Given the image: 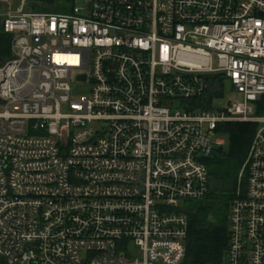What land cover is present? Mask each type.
<instances>
[{"label": "built area", "instance_id": "2783aa9c", "mask_svg": "<svg viewBox=\"0 0 264 264\" xmlns=\"http://www.w3.org/2000/svg\"><path fill=\"white\" fill-rule=\"evenodd\" d=\"M0 4V264H184L234 123L257 128L225 264H264V0ZM223 79L243 101L216 110Z\"/></svg>", "mask_w": 264, "mask_h": 264}, {"label": "trees", "instance_id": "16d2710c", "mask_svg": "<svg viewBox=\"0 0 264 264\" xmlns=\"http://www.w3.org/2000/svg\"><path fill=\"white\" fill-rule=\"evenodd\" d=\"M75 0H68L74 4ZM40 12L56 13L59 0H27ZM3 8L0 4V13ZM12 58V36L0 26V66ZM264 111V99L259 113ZM256 124L234 123L225 126L230 147L214 154L206 166L210 177L209 193L204 200L190 203L187 259L184 264H225L229 245V212L238 188L239 175L256 131ZM246 178L241 186L245 187Z\"/></svg>", "mask_w": 264, "mask_h": 264}, {"label": "rangeland", "instance_id": "374dc122", "mask_svg": "<svg viewBox=\"0 0 264 264\" xmlns=\"http://www.w3.org/2000/svg\"><path fill=\"white\" fill-rule=\"evenodd\" d=\"M1 1V0H0ZM14 6H18L19 0H9ZM68 0H59V7L57 8L56 13L67 14L72 10L73 5L67 2ZM27 11L38 13L40 9L31 7V5H27ZM223 87V97L219 99H215L213 102L214 109L216 110H224L228 107L230 102H242L243 97L241 94H238L233 91L230 86V83L223 79L221 81ZM91 84L90 83H82V84H73V98L79 100L82 95L88 94L90 91ZM178 104V101L175 102ZM2 111L0 107V112ZM213 140H220L224 142V150L227 151L230 147V137L228 134L223 132H218L214 135ZM185 203H181V206Z\"/></svg>", "mask_w": 264, "mask_h": 264}, {"label": "water", "instance_id": "95a60500", "mask_svg": "<svg viewBox=\"0 0 264 264\" xmlns=\"http://www.w3.org/2000/svg\"><path fill=\"white\" fill-rule=\"evenodd\" d=\"M220 76L223 77L224 74H222V75H220ZM223 151H224V148H223V147H219V148L215 149V153H216V154H221Z\"/></svg>", "mask_w": 264, "mask_h": 264}]
</instances>
